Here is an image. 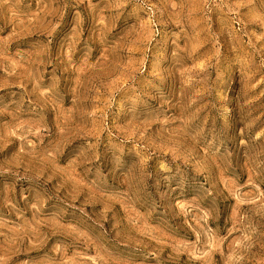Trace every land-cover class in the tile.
I'll use <instances>...</instances> for the list:
<instances>
[{"label":"rangeland","instance_id":"rangeland-1","mask_svg":"<svg viewBox=\"0 0 264 264\" xmlns=\"http://www.w3.org/2000/svg\"><path fill=\"white\" fill-rule=\"evenodd\" d=\"M0 264H264V0H0Z\"/></svg>","mask_w":264,"mask_h":264}]
</instances>
